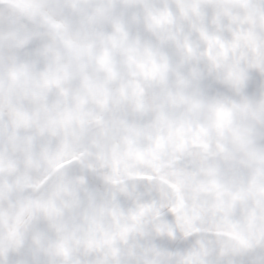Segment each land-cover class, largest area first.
I'll use <instances>...</instances> for the list:
<instances>
[{
    "label": "snow or ice",
    "instance_id": "6c2138e0",
    "mask_svg": "<svg viewBox=\"0 0 264 264\" xmlns=\"http://www.w3.org/2000/svg\"><path fill=\"white\" fill-rule=\"evenodd\" d=\"M24 2L27 7L21 9L22 13L32 18L40 14L53 29L67 32L79 19L83 6L97 5V16L106 18L105 13L113 0ZM123 3L141 5L149 29L165 22L174 23L173 10H157L155 0H123ZM175 3L185 16L190 10L201 18L202 24H207L209 5L227 14L228 5L247 7L249 0H175ZM49 7L69 13L66 23L49 18L43 12ZM94 19L89 17L88 22ZM233 19L243 24L249 17ZM116 32L125 38L130 34L139 38L149 35L144 24L133 21H129L128 30L118 23ZM200 32L210 48L218 46L223 50L225 60L229 52L234 54L242 44L249 46L256 56L246 68H239V61L234 59L228 66L223 84L213 72L221 62L210 56L212 65L204 74L200 100L192 103L193 107L200 102L207 103L213 114L210 127L214 130V138L209 135L208 128L186 130L183 124L174 127L169 123L168 135L175 136L177 142L169 158L156 163L160 160L159 150L165 147V137L156 136L153 145L143 153L132 147L131 137L139 133L142 121H129L126 111L128 108L144 111V97L149 92L139 81L131 97L123 94L122 86V99L111 104L108 88L103 89V98L97 99L95 91L85 82V87H90L93 92L92 106L88 98L76 96L74 104L61 110V104L69 97V91L61 86V82L69 74L65 72L63 78H50L48 73H41V88L55 85L58 89L51 96H45L42 91L33 93L47 119L40 122L38 114L21 111V106L13 101V96L19 95L13 85L22 77L29 79L31 73L26 63L18 61L32 59L42 51L46 54L51 45L44 33L23 19H11L7 25L0 21V137L7 131L8 142L15 146L18 130H33V135L24 138L28 162L31 163L35 140V147L51 169L36 183L27 178L17 180L16 189L21 201L14 213L5 211L0 204V264H4L5 253L10 259L25 256L28 264H40V261L45 264H168V258L173 255L180 258L179 264H264V100L255 94L256 85L264 80V54L252 39L251 32L232 30L229 26L224 39L219 35H208L203 27ZM65 43L83 51L70 38ZM148 55L151 57L152 53L149 51ZM108 60L107 51L98 58L103 67L108 65ZM139 67L141 70L145 68L144 65ZM166 67V64L157 65L153 61L151 70L143 73L145 79L154 77L158 71L162 74ZM107 70L108 79H114L115 70L111 67ZM233 71L238 72L235 78ZM5 76L10 81L7 92ZM232 88L241 96H235ZM95 105H99V111ZM239 113L250 115L252 122L242 124L235 118ZM162 120L163 115L157 114L154 123L159 124ZM113 127H123L128 133L122 137V143L128 146L124 155L135 154L141 160L147 156L146 162L152 166L155 175L128 172L121 176L116 159L119 144L113 148L110 173L102 174L99 168L88 162L95 152L96 159L101 161L100 167L109 164L100 140H93L90 147L81 143L83 137L92 129H96L100 136L107 135ZM228 141L233 145L231 150L226 147ZM53 146L55 151L50 152ZM161 168L169 171L160 174ZM15 170V161L0 148V176ZM157 182L175 194L174 202L167 208L162 204L158 206ZM68 184L82 186L88 193V202L98 204L100 214L110 215L113 224L106 227L95 218L86 221L85 226H74L71 230L58 224L56 218L64 216L65 212L56 206V199ZM115 185L122 186L110 187ZM129 185L133 191L129 190ZM4 187L0 185V202L5 197ZM52 187L55 190L47 199L40 197L41 192ZM8 188L11 191V186ZM80 202L77 191L65 207H74ZM209 212L219 216V222L212 228L203 226V217ZM148 215L154 220L159 218V222L154 223L146 234L145 217ZM122 217L126 222L121 223ZM4 225L7 226L6 233ZM45 240L46 246L43 244ZM33 241L41 247L30 251Z\"/></svg>",
    "mask_w": 264,
    "mask_h": 264
},
{
    "label": "clouds",
    "instance_id": "9594fccd",
    "mask_svg": "<svg viewBox=\"0 0 264 264\" xmlns=\"http://www.w3.org/2000/svg\"><path fill=\"white\" fill-rule=\"evenodd\" d=\"M26 7L24 0H0V21L7 25L11 19H23L25 22L33 24L35 29L47 36V43L51 45V48L46 54L42 51L39 56L32 59L18 61L28 65L31 76L27 80L22 77L17 84L13 85L15 92L19 93L18 96H13L14 103L21 106V111L38 114L40 122H44L47 119V114L40 109L38 101L33 98V93L39 94L42 91L45 96H51L58 92L55 85L40 87L42 84L40 76L45 72L49 74L50 78L56 76L63 78L65 72L69 74L68 78L62 79L61 82V86L69 91L68 101L61 104V110L74 104L76 96L88 98L89 105L92 106L93 92L90 91V87L95 91L97 99H102L103 89L108 88L109 103H116L122 99V86L124 87L123 94L131 97L135 90V84L139 81L149 89V92L144 97L146 105L144 111H137L133 108H128L126 111V118L129 121H142L139 133L131 137L132 147L143 153L153 145L156 136L165 137V147L159 150L160 160L156 163L166 161L177 142L175 136L169 137L168 135L169 123L174 127L183 124L186 130L205 127L208 128L209 135L214 138V130L210 127L213 114L207 103L200 102L197 107H193L192 103L193 100H200L204 74L212 65L210 56L216 57L221 62V66L218 69L213 68V72L216 73L217 80L222 84L228 74V66L233 63L234 59L239 61V68H246L256 56V52L242 44L234 54L229 52L225 60L222 49L218 46L209 47L208 41L201 35L200 28L203 27L208 35H219L222 39L225 38V32L229 31V26L232 30L251 32L252 39L259 45L260 52L264 54V0H249L247 7L228 5L227 14L222 13L216 6L209 5L207 24H202L201 18L190 10L185 16L175 0H155L154 7L157 10L172 9L175 20L172 24L165 22L154 29L147 27L141 5H128L123 3V0H113L108 12L105 13L106 18L97 16L95 12L97 5L83 6L84 10L79 14V19L70 25L67 32L64 29H53L43 21L40 14L32 18L22 13L21 9ZM43 12L52 20L62 23H66V17L69 14L55 7L45 8ZM89 17H95V19L89 23ZM237 17L241 19L249 17V19L241 24L239 20L233 19ZM129 21L144 24V30L149 34L148 37L139 38L130 34L125 38L116 32L118 23L128 30ZM69 38L83 51L79 52L75 46L68 47L65 41ZM105 51L108 53L109 60L108 65L103 67L99 64L98 58L103 56ZM149 51L152 53L151 57L148 55ZM153 61L157 65L166 64L167 67L162 74L158 71L154 77L145 79L143 73L151 70ZM140 65L145 66L144 70H141ZM108 67L115 70L116 77L114 79H108ZM237 75L238 72H232L233 78ZM85 82L90 87H85ZM9 84L10 81L5 76L4 88L6 92ZM25 91L27 95L24 94ZM232 91L235 96H241V93L235 88H232ZM255 94L260 100H264V80L256 85ZM95 108L99 111V105H95ZM157 114L163 115V120L159 124L154 123ZM5 115L7 120V113ZM235 118L242 124L252 122L250 115L242 113L236 114ZM31 135H33V130H18L15 146L8 142L7 131L0 137V148H3L16 163L14 172L6 171L0 176V185L5 186V197L0 204L5 211L10 213H14L18 209L21 201L16 189L17 180L27 178L29 182L36 183L51 170L47 160L40 156L39 150L35 147V140H33L31 149V163L28 162L27 144L24 138ZM125 135L128 133L123 127H113L107 135L103 136H100L96 129L88 131L81 143L91 147L93 140L99 139L109 164L100 167L101 161L96 159L95 152L88 162L93 167L99 168L102 174L110 173L113 148L119 144L120 147L116 149V159L121 176L128 172L155 175L152 166L146 162L147 156L141 160L135 154L124 155L128 147L122 143V137ZM50 139L48 138V140ZM48 140L45 142L47 143ZM226 147L229 150L233 148L231 141L226 142ZM54 151L55 147L53 146L50 148V152ZM168 171L166 168H161L160 174ZM8 186H11V191ZM121 186L110 187L119 188ZM155 188L158 194V206L162 204L164 208H167L174 202L175 194L166 185L157 182ZM54 190V187L49 188L47 191L41 192L40 197L47 199ZM129 190H134L131 185H129ZM77 191L80 194V204L74 207H65L73 200ZM56 206L63 208L65 212L64 216L56 218V222L65 225L69 230L74 226L78 228L85 226L86 221H90L92 218H95L98 223L102 222L106 227L113 224L110 215L100 214L98 204L88 202V193L82 186L68 184L66 190L57 197ZM124 222H126V218L122 217L121 223ZM158 222L159 218L154 220L151 215L146 216L145 233L147 234L152 229V225ZM218 222L219 216H213L210 212L205 213L203 226L212 228ZM3 230L6 233V225L3 226ZM46 243L47 240L43 242L44 246ZM40 247L33 241L30 251L38 250ZM179 259L178 256L173 255L168 258V264H179ZM3 262L4 264H28L25 256H16L14 259H10L7 253L3 256ZM40 264H45V262L40 261Z\"/></svg>",
    "mask_w": 264,
    "mask_h": 264
}]
</instances>
